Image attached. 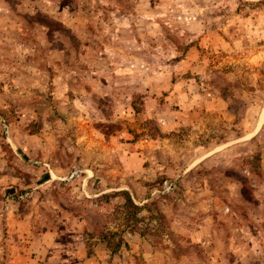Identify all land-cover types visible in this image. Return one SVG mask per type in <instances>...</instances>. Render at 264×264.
I'll return each instance as SVG.
<instances>
[{"label":"rangeland","instance_id":"rangeland-1","mask_svg":"<svg viewBox=\"0 0 264 264\" xmlns=\"http://www.w3.org/2000/svg\"><path fill=\"white\" fill-rule=\"evenodd\" d=\"M0 264H264V0H0Z\"/></svg>","mask_w":264,"mask_h":264},{"label":"trees","instance_id":"trees-1","mask_svg":"<svg viewBox=\"0 0 264 264\" xmlns=\"http://www.w3.org/2000/svg\"><path fill=\"white\" fill-rule=\"evenodd\" d=\"M118 194H119V195H122V196L125 197L124 201H125L126 203H130V199L128 198V195H127L126 192H124V191H120V192H118ZM129 206H130V205H129ZM131 206H132L131 208H136L134 205H131ZM118 244H119V241L117 240L116 243H115V245H114V248H116V247L118 246Z\"/></svg>","mask_w":264,"mask_h":264}]
</instances>
